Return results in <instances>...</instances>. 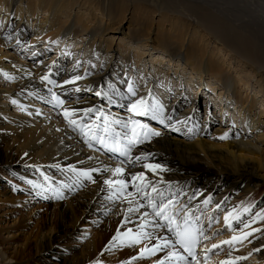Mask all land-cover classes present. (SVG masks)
I'll return each mask as SVG.
<instances>
[{
    "label": "bare ground",
    "instance_id": "obj_1",
    "mask_svg": "<svg viewBox=\"0 0 264 264\" xmlns=\"http://www.w3.org/2000/svg\"><path fill=\"white\" fill-rule=\"evenodd\" d=\"M218 2L220 8L215 10L211 4L199 0H0V45L8 46L7 49H0V140L5 143V147L0 148V176L6 178L12 188L16 184L18 191L26 193V196L8 195L5 190L0 193V207L20 215L19 223L13 229L24 238L22 248L10 253L11 245L21 238H5L4 234L10 228L0 227V264H31L33 260H38L36 254L41 258L53 257L59 261L58 264H104L103 250L108 249H119L116 254L119 260L115 264H122L130 257L136 259L137 255L143 262L133 260L132 264H157L169 251L165 249L152 256H141V249L151 247L155 240L145 239L136 245H121L112 240L117 230L125 233L131 229L135 235L142 223L153 219V213L147 207V201L135 194L131 182L127 191L133 196L129 199L139 200L145 207L127 213L126 218L130 206L127 201L117 196L108 198L110 190L103 181L116 177L103 169L115 168L124 158L106 153L97 144L89 148L78 129L67 127L69 124L62 115L64 109L75 110L76 116L72 118L80 123L96 119L94 114L84 118V109L99 107L104 109L105 114L121 116L125 121L139 119L147 125L155 124V131L160 135L143 139L132 147L130 155L147 156L148 163L161 165L165 170H157L153 174L142 167L144 161L137 162L135 166L125 161L123 179L144 172L147 180L155 183L165 198L173 200L174 209L183 205L190 216H198L199 219L204 216L205 219L208 215L204 212L209 206L214 209L219 206L222 213H232L237 217L243 206L253 204L264 214V195L256 202L257 192L254 190L264 185V133H259L264 125V38L256 34L263 28L250 21L247 22L249 29L239 31L230 27L218 14L220 10L228 12L233 10L231 8L244 9V6L251 10L249 5L253 13V7L256 9L258 4L263 10L264 0H236L234 7L231 1L216 0V4ZM258 8L254 9L257 14L253 13L255 21L264 23V13ZM127 11L131 15L126 39L117 44L113 35L121 33V27L117 30L116 26L125 18ZM155 15L159 19L151 33L148 20H153ZM17 21L21 22L19 26ZM17 26L18 30L10 33ZM208 35L218 41L216 48H210ZM126 40L128 45H124ZM53 41L62 42L56 49L55 59L69 61L63 77L56 72L62 71L57 61L42 62L43 55L31 56L39 62L36 66L18 57L19 50H25V54L32 51L30 55H40L43 50L39 47L43 45L46 48L48 45V49ZM223 51L240 59L239 62L250 64L253 77L242 78V69L235 70L237 75L233 76L232 62L225 64L220 55ZM90 52L95 53L97 59L87 63ZM150 54L151 60L147 61ZM120 66L128 68V78L123 76L124 73L113 72ZM43 76H48L55 84L42 81ZM77 76L81 79L65 84V81ZM255 78L258 80L251 84ZM129 83L136 92L131 97L132 101L143 97L149 104L154 99L163 105L164 123L148 117H133L126 107L121 106L129 101L116 96H113L116 103L112 105L100 98L74 96L58 107L51 95L54 92L63 101L61 96L66 95L68 89H73L76 94L96 93L108 91L111 85L127 96ZM168 92L169 97H174L173 102L162 97ZM198 93L207 95L202 122L196 112ZM208 104H212L213 109L208 110ZM47 106L59 111L51 116ZM112 107L122 113L118 110L109 113L108 109ZM214 122L218 126L212 135L210 129ZM179 126L189 131L193 129L196 140L184 141L167 133L169 128ZM115 130L121 131L118 125ZM226 133L227 138L221 142L219 137ZM252 134L256 135L254 140L246 137ZM96 149L101 150L106 158L98 155ZM80 172H89L92 179L77 175ZM72 186L77 189L75 197L70 192ZM239 190L247 199L238 200L237 204L225 200ZM147 191L156 196L151 188ZM57 193L63 198L58 199ZM44 197L57 199L56 204L40 209L42 212L31 219L35 227L27 235L25 231L30 220L25 219L24 209L28 201L47 200ZM205 200H208L206 205ZM145 211L149 213L147 217L143 215ZM245 218L242 216L239 221L242 219L243 223L237 220V224L256 227L264 223V219L256 215L251 217L250 222ZM153 229L164 228L149 224L144 231L153 233ZM89 231H92V236L88 235ZM153 235L157 238L172 236L163 231H155ZM206 237L205 240L211 238L210 235ZM245 240L252 246L249 245L241 257L247 259L252 256L259 259V264H264V250L257 251L259 246H264V240L255 243L254 237ZM75 242L82 243L84 251L73 250L71 246L75 249ZM58 246H64L66 254L59 251ZM210 246L203 245L200 250ZM174 250L182 254L180 249ZM234 255L235 252H232L231 256ZM226 259L224 261H229ZM173 264L176 262L173 261Z\"/></svg>",
    "mask_w": 264,
    "mask_h": 264
},
{
    "label": "snow or ice",
    "instance_id": "obj_2",
    "mask_svg": "<svg viewBox=\"0 0 264 264\" xmlns=\"http://www.w3.org/2000/svg\"><path fill=\"white\" fill-rule=\"evenodd\" d=\"M81 77L77 76L71 80L65 81V84L74 83L75 80H79ZM42 81L55 84L54 81L48 79V76L41 77ZM59 86V85H57ZM80 89H76L79 91ZM51 92V90L49 89ZM128 95L125 96L119 90L113 89L109 85L108 91H98L95 93L96 96L100 97L102 100H106L109 105L115 104L116 100L113 99V96L120 97L121 99H126L129 101L127 105H121L126 107V110L132 114L133 117H148L152 120H159L160 123H164L162 119L163 116V105L159 104L156 100H152L149 104L148 100L141 97L135 101L131 100L132 96L136 95L132 84L129 83L127 88ZM52 99L55 101L56 106H62L64 101L60 100L56 93H51ZM51 102V101H49ZM15 103V101H13ZM84 118H87L89 114H94L96 119L88 123H80L78 120L73 119L72 117L76 116L75 110L64 109L62 115L64 119L68 122L69 126L73 130H79L81 138L84 140V143L88 145L89 148L93 147V144L99 145L106 153H114L123 157L124 159L118 162V165L115 168L103 169L104 172H111L112 177L116 179L106 178L103 181V184L107 186L110 190L108 198L117 196L118 198L122 197L130 205L126 212L132 213L139 211L140 208L145 207L144 204H141L139 200L129 199L133 196L132 192H128L129 182L135 191L136 195H139L142 199L147 201V207L151 209L153 213V219L147 220L140 225V231L135 235L132 234V230L129 229L125 233H121L117 230L116 235L112 238L114 242H118L121 245L124 243H130L132 245L140 244L142 240H155L156 243L151 247H145L141 249L140 255L144 256L145 254L152 256L157 252H162L165 249H169L167 255L164 259L157 261V264H173V261L176 264H199L197 259V246L201 243L202 240L207 239L204 235V231L197 224L199 221L198 216H190L189 211L184 208L183 205L179 209H174L172 207L173 200L167 199L164 197V194L161 190L157 188V185L151 180H147L144 172H139L131 174L128 176V179H123L125 176V168L123 167L125 161L135 166L137 162L144 161L142 167L156 174V171H164L165 169L158 164L148 163L147 156H131L130 152L133 146L138 143H141L143 139H147L150 136H159L160 133L152 131L149 129L147 124L142 123L139 119H128L122 120L118 117L114 118L109 114H105L103 108L99 107H90L83 110ZM39 115V112H37ZM102 121V123H101ZM119 126L121 131H116L115 126ZM175 131V127L172 129ZM227 133L224 136L219 137V139H226ZM75 172V169H72ZM92 171H100L99 169H93ZM79 176H83L89 180L92 179L89 172H80L77 173ZM147 181V182H145ZM95 182V181H93ZM151 188V192L156 193V196H152L147 189ZM57 198L62 199V195L57 193ZM158 201V203H157ZM208 200L204 201L206 205ZM134 205V206H133ZM248 209H245L247 212ZM183 212V215H181ZM144 217H147L149 213L144 212ZM232 213H228L224 216L225 225L231 230L232 225L229 223V217ZM256 217L264 219V214L256 213ZM239 221V218H236ZM243 223V221H239ZM149 224H153L158 228H165L169 233L172 234L171 237L160 236L157 238L153 235L152 232L144 231V228ZM245 227H248V224H244ZM252 235L251 232L245 233L243 239H247L248 236ZM233 241L240 242L241 237L233 236L231 240L221 241L220 244H213L212 248H219L221 244L232 245ZM183 249L184 253H187V257H191V260H187V257L182 255L179 251L174 249L177 248ZM204 251H209L204 249ZM259 251V249H257ZM237 260L246 259V257H237ZM221 264H233L231 261H222Z\"/></svg>",
    "mask_w": 264,
    "mask_h": 264
},
{
    "label": "rangeland",
    "instance_id": "obj_3",
    "mask_svg": "<svg viewBox=\"0 0 264 264\" xmlns=\"http://www.w3.org/2000/svg\"><path fill=\"white\" fill-rule=\"evenodd\" d=\"M195 1V0H194ZM200 2L201 1H204L205 3H208V4H211V6L216 10V9H219L220 8V6H219V2L216 4V0H199ZM228 2H232L231 4V6L232 7H234V5L236 4V0H227ZM181 2V1H180ZM253 2V1H252ZM179 3V2H178ZM253 4H255V1L253 2ZM237 5V4H236ZM259 8H258V7ZM256 6V9H255V7H253L255 10H257V8L259 9V10H262V7H260L259 6V4ZM245 8L246 7H248V6H244ZM243 7V8H244ZM249 7H251V8H249V9H251V10H248V8H246V10H245V8L244 9H242V8H240V9H238L237 8V10L235 9V8H231V9H233V10H231V11H228V12H225L224 10H220L219 11V13L218 14H220V15H222L223 16V18H224V20H226V22H228V25L230 26V27H233L234 29H236V30H239V31H242V30H245L244 28H246V30L247 29H249L248 28V25H247V22L248 23H251L252 21H253V24H254V22H255V24L258 26L259 24H260V28H263V29H260V30H257V32H256V34H259V37L261 36V38H264V23L263 22H259V20H257V21H255L256 20V15L255 14H257V13H255V11H254V9H253V13H255V14H253L252 13V6L251 5H249ZM261 8V9H260ZM234 10H235V12H234ZM240 10V11H239ZM242 11H244V12H242ZM241 12V13H240ZM246 12V13H245ZM261 13V12H260ZM259 13V14H260ZM262 13H264V9L262 10ZM241 14V15H240ZM250 14V15H249ZM98 15H100V14H98ZM130 13H129V11H127L126 12V14L124 15L125 16V18H126V20H125V18L121 21V22H118L117 23V26L116 27H118V29L117 30H119V28L121 27V29H120V31H121V33H114V35L113 34H111V35H113V36H116L115 37V43H117V44H119V42H120V40H123L124 38H125V36H126V29H127V27H128V25H129V21H128V19H129V17H130ZM238 15H239V17H238ZM247 15H249V16H247ZM261 15H263V14H261ZM242 16H244L245 18H243ZM88 17H90V19H92V16L91 15H89L88 14ZM158 19H159V17H157L156 15L154 16V19L153 20H148V22L150 23V28H149V32H153L154 31V29L156 28V25H157V22H158ZM244 19V20H243ZM249 19V20H248ZM246 20V21H245ZM251 21V22H250ZM245 22H246V24H245ZM20 21H17V25L19 26L20 25ZM247 25V26H246ZM18 26L16 27V28H13L11 31H10V33H14V32H16L17 30H18ZM250 27V26H249ZM243 28V29H242ZM232 29V28H231ZM242 29V30H241ZM233 30V29H232ZM211 36H207V39H209L210 41H209V44H210V48H216L217 46H218V41L215 39V38H210ZM126 39V38H125ZM126 44H124V45H128V40H126ZM51 44H50V46L48 47V49H47V46L48 45H46V48H44L43 47V45H41L39 48H41L43 51L42 52H40L39 54L40 55H30L31 53H32V51L31 52H28V53H24L25 52V50L23 51H21V50H19L18 51V57H19V59H21V61H24V62H26V63H28V61L29 62H31L33 65H35L36 64V66H38V63L39 62H37L36 61V58H33V57H31V56H35V57H37V56H40L41 57V55H43V59L41 60L42 62H50L51 60H53V62H56L57 61V59H55V56H56V49L58 50L59 49V45H62V42H60V44H59V42H57V41H53V42H50ZM70 43V42H69ZM68 43V44H69ZM4 46V45H3ZM7 45L6 46H4V47H2L1 45H0V49H7ZM83 47V46H82ZM39 48H38V50H36L37 52L39 51ZM63 48H66L65 46H64V44H63ZM148 51H150V50H148ZM224 53H226L225 51H223L220 55L224 58V60H225V64H229L230 62H232V67H233V69L231 70V73H232V71H233V76H236L237 75V71L238 70H243L244 72H243V74H242V78L243 77H245V76H247V77H253V69L252 68H249V66H250V64H247V63H243V61L242 62H239L240 61V59H238V58H236L235 56H231V54H229V53H226V54H224ZM28 54V57H25L26 55ZM228 54L230 55V57H232V58H230L229 56H228ZM58 58H60V56H61V54L60 53H58ZM151 54L150 55H148L147 56V61H150L151 60ZM87 57V56H86ZM26 59H29V60H26ZM97 58H96V54L95 53H93V52H90V56H88L87 57V63H90V62H92V61H95ZM57 63H59V66H62V71L61 70H57L56 72H57V74L60 76V77H63V74L65 73V70H66V68L68 67V64H69V61L68 60H66L65 58H63V61L62 62H60V60L59 61H57ZM58 66V65H57ZM58 66V67H59ZM41 67V66H40ZM100 68V67H99ZM251 69V70H250ZM235 70H237V71H235ZM148 71H150V70H148ZM62 72V73H61ZM113 72L116 74L117 72L119 73V75H123V73H124V77H126V78H128V74H129V71H128V68H123V66H120V67H116V68H114V70H113ZM256 72L257 73H261V72H258L257 70H256ZM113 73V74H114ZM134 73H131V75H133ZM135 76V75H134ZM65 77V76H64ZM186 77H189V75H186ZM241 77V76H240ZM257 78H255V79H253V82H251V84L252 83H255V80H256ZM110 80H113L112 79V76H110ZM258 80V79H257ZM139 81V80H138ZM123 84H125V83H123ZM151 85H153V83L151 82ZM155 87H156V85H154L153 86V89H154V91H155ZM96 87H94V88H91V89H95ZM123 90H124V88H123ZM73 91V89H68V91H67V93H66V95H62L61 96V99H63V101L65 100V101H67V100H71V99H73L74 98V96H79V98H81V97H90V98H100V97H98V96H95V91H90V92H86V93H81V94H76L75 92H72ZM181 92H183V90L181 91ZM159 93H162V92H159ZM71 94V96H69ZM169 94H170V92H168V95H162V97L165 99V100H167L168 99V101H170V102H173V100H174V97L172 96H170L169 97ZM181 95H183V94H181ZM201 96V98H198V96ZM209 95V94H208ZM244 96H245V93L243 94ZM166 96V97H165ZM251 96H252V94H251ZM70 97V98H69ZM206 97H207V95L205 94H201V93H198L197 94V101H196V103H197V109H196V112L198 113V116H199V120L202 122L203 120H204V117H205V100H206ZM170 98V99H169ZM101 99V98H100ZM32 100V99H31ZM42 106H43V104H41ZM45 105V104H44ZM212 104H208L207 106H206V108L209 110L211 107H212V109H213V105L211 106ZM45 107V106H44ZM51 106H47L46 108V110L47 111H49L50 113H51V116H54L55 115V113L57 114V112L59 111L58 110V108H50ZM184 108L186 107V105L185 106H183ZM54 109H56V111L54 110ZM258 109H260V106H258ZM12 111H14V109L12 108L11 109ZM116 110H118V113H122L121 111H120V109H115L114 107H112V108H109L108 109V111H109V113H110V111H116ZM112 116H114V117H118V118H120V119H124L123 117H121V116H115V115H112ZM123 116V115H122ZM209 117V116H208ZM218 118H215V120H217ZM145 121V120H144ZM148 125L150 126V129L152 130V131H155V128H156V125L155 124H153V123H151V124H149L148 123ZM218 126V124H217V122H214L213 123V125H212V127H211V129H210V133L213 135L214 134V132L216 131V128L215 127H217ZM67 127H70V126H67ZM173 129V127L170 129H168L167 130V133H169V134H172L173 135V137L174 138H177V139H180V140H184V141H189V142H194L196 139H194V137L196 136L195 135V132H193V129H191L190 131L189 130H187V128L186 127H182V126H179V127H176L175 129V131H173L172 130ZM163 131H165V129H163ZM184 131H185V133H184ZM259 133H264V125L262 126V128H261V130H260V132ZM188 136V137H187ZM256 135H254V134H252V135H246V137H249V138H251L252 140H254V137H255ZM210 138H212V136L210 137ZM250 139V140H251ZM220 141L221 142H223L224 141V139L222 140V139H220ZM263 149H264V142H263ZM5 147V143L3 142V141H1L0 140V148H4ZM96 152H97V154L98 155H100V156H102V157H105L106 158V155H104V154H101V150H99V149H96ZM138 168V167H137ZM139 169H140V167H139ZM12 178V176H10V179ZM13 179V178H12ZM13 185V184H12ZM14 186V188H12L11 187V184L9 185V183L7 182V179L6 178H3L2 176H0V193L3 191V190H5L6 192H7V194L8 195H10V194H12L13 196L15 195H17V196H26V193H22L21 191H18L19 189H18V187H17V185L16 184H14L13 185ZM75 186V185H74ZM74 186H72V190H70V192H71V194L73 193V197H75V194L77 195V189H75V187ZM74 187V188H73ZM256 192H257V194H255V199H256V202H258L260 199H262V195H264V185L263 184H261V185H259L258 187H256L255 189H254ZM25 191H27V190H25ZM78 192H80V191H78ZM129 192V191H128ZM247 196H245L244 195V193H243V191L242 190H239V191H237V192H234L233 193V195L232 196H230V198H225V200H227L228 202H233L234 204L236 203H239L238 202V200L239 201H242L243 199L245 200V198H246ZM250 198H252V196L250 197ZM44 199H47V200H33V201H28V204H27V206H26V208L24 209V214H25V219L26 220H30V223H29V226H28V229L25 231V234H27V235H29L30 233H31V231L33 230V228L35 227V222H32V220L31 219H33V218H35V215H37V214H40L42 211L40 210V209H42V208H46L48 205H55L56 204V201H57V199H53V198H51V197H49V198H45L44 197ZM123 199V198H122ZM247 199V198H246ZM59 201V200H58ZM121 201V200H120ZM60 203H61V201H59ZM50 203H54V204H50ZM0 206H1V204H0ZM29 206V207H28ZM239 206V205H238ZM248 209V211L247 212H245V209ZM202 209H204V207H202ZM241 211L242 212H240L239 214H238V218L240 219L242 216H244V217H246L245 219H246V221H248V222H250L251 220V217L252 216H254V215H256V213H258L259 212V210H257V209H255L254 208V205L252 204V205H250L249 207H242L241 208ZM31 213V214H30ZM260 213V212H259ZM204 214H206V215H208L205 219H204V216L202 217V220H203V222H204V225H203V230H204V232H205V236H207V235H210V239H208V240H205L204 239V243H203V245H206V244H209V245H211L210 247H209V251H202V253H200V257H199V264H221V262L222 261H224V259L225 258H227L226 260H228L229 259V261H237V262H240L241 264H259V259L258 258H253L252 256L251 257H248L246 260L245 259H241V260H237L236 258L237 257H241V255H242V253L244 252V251H246V249H248L249 248V245L250 244H247L248 243V241L246 242V240L245 239H243V235L245 234V233H248V232H251L252 233V235H250V236H248L247 237V239H249V238H252V237H254V243L255 242H257V241H259V242H263V240H264V223H262V225L261 226H256V227H254V226H250V225H248V227H246V229H247V231L245 230V227L244 226H240L239 225V223L237 224V217L235 218L233 215H231L233 218H231L230 219V217H229V223L232 225V229L230 230L226 225H225V223H224V216L225 215H227L228 213H222V211H221V209L219 210V206H217L216 207V209H214L213 207H208L207 208V210L204 212ZM225 214V215H224ZM207 218H208V220H207ZM19 219H20V215H18L17 213H15L14 211H11V210H9V209H5V208H1L0 207V227L1 228H4V229H9L8 230V232L6 233V234H4V237L5 238H9V239H18V238H21L20 239V241L19 242H17V243H13L12 245H11V247L9 248V250H10V253H12V252H14V251H17V250H20V248H22V244L24 245V238H23V235H21V233L19 232V231H16L15 229H13L14 228V226L15 225H17L18 223H19ZM233 219V220H232ZM243 219V218H242ZM242 219H241V221H242ZM11 227H12V229H11ZM257 227H259V228H257ZM255 228H257V229H255ZM157 229V228H156ZM255 229V230H254ZM250 230H252V231H250ZM151 231H153V233H155V231H159V232H161V231H163V232H165V233H167L168 231L164 228V229H161V230H155V229H153V230H151ZM20 233V234H19ZM207 234V235H206ZM88 235H90V236H92V231H89L88 232ZM238 236V237H241V241L240 242H237V241H233V243H232V245L231 246H229V245H227V244H221V246L219 247V248H212V245L213 244H220L221 243V241H225V240H231L232 239V237L233 236ZM224 239V240H223ZM75 244V249H74V246L72 245L71 247L73 248V250H76V251H84V246H82L81 244L82 243H80V242H75L74 243ZM259 244V243H258ZM252 245H250V247H251ZM17 248V249H16ZM24 248V247H23ZM14 249V250H13ZM61 249V250H60ZM58 250L59 251H61V252H64V254H66V252H65V247L64 246H58ZM113 250V249H112ZM119 250V249H118ZM118 250H114V251H110L109 249L108 250H103V257H104V259H103V262L102 263H104V264H112V263H116V262H118V258H116V254H117V252H118ZM259 250H264V246L263 245H261V246H259ZM204 252H207V255L205 256V257H203V255H204ZM232 252H235V255L234 256H231V253ZM203 254V255H202ZM228 254H230L229 256H228ZM37 256H36V259H38L37 261H32L31 262V264H58V260L57 259H55V258H53V257H48V258H41V255H39V254H36ZM202 255V256H201ZM203 257V258H202ZM140 257L137 255L136 256V259L134 258V257H130V259L129 260H127V261H122V264H123V262H126V263H124V264H132V261L134 260V262H143L142 261V259L140 258ZM234 258V259H233ZM31 260V259H30ZM136 260H138V261H136ZM48 261V262H47ZM121 264V263H120Z\"/></svg>",
    "mask_w": 264,
    "mask_h": 264
}]
</instances>
